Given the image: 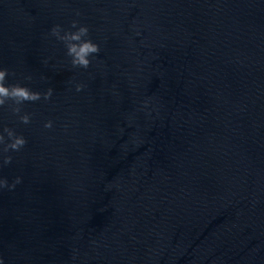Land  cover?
Returning <instances> with one entry per match:
<instances>
[{"label":"water","instance_id":"obj_1","mask_svg":"<svg viewBox=\"0 0 264 264\" xmlns=\"http://www.w3.org/2000/svg\"><path fill=\"white\" fill-rule=\"evenodd\" d=\"M73 20L88 69L50 35ZM0 67L54 89L0 109L4 264H264V0H0Z\"/></svg>","mask_w":264,"mask_h":264},{"label":"clouds","instance_id":"obj_2","mask_svg":"<svg viewBox=\"0 0 264 264\" xmlns=\"http://www.w3.org/2000/svg\"><path fill=\"white\" fill-rule=\"evenodd\" d=\"M79 15V13H77ZM72 29H75L73 31ZM50 35L62 42L66 48V55L71 58L70 63L73 68L88 69L96 54L100 52L99 44L90 38V29L87 25H81L78 20H73L68 30L61 25L53 26ZM139 35V33H137ZM47 63V61H45ZM7 68L0 67V109L7 108L18 121L24 125L32 122L33 114L24 112L23 108L26 102L49 101L53 96L54 89L48 88L45 92L33 91L31 88L19 82L7 84L9 76ZM12 75H15L12 73ZM43 78V77H42ZM26 80L31 81L32 76H26ZM84 84H77L76 91L84 89ZM45 129L53 128V121L48 120L44 123ZM27 144V139L17 134L14 128L3 126L0 130V170L4 166L12 163V152L21 151ZM22 183V178L17 176L11 184L7 178L0 176V192L4 189L9 191L15 190L18 184ZM0 264H4L3 258L0 257Z\"/></svg>","mask_w":264,"mask_h":264}]
</instances>
